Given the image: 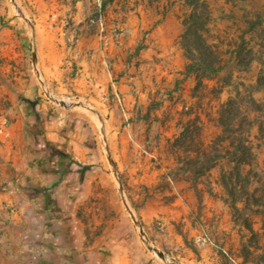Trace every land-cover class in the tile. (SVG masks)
I'll use <instances>...</instances> for the list:
<instances>
[{
  "label": "crops",
  "instance_id": "crops-1",
  "mask_svg": "<svg viewBox=\"0 0 264 264\" xmlns=\"http://www.w3.org/2000/svg\"><path fill=\"white\" fill-rule=\"evenodd\" d=\"M64 1L38 8L41 22L31 26L24 17L11 19V27L0 19V113L9 122L0 134V264H161L129 234L108 165L116 160L135 168L145 137L172 134L160 114L174 110L171 98L160 108L152 102L164 90L173 98V61L182 62L181 51L161 25L130 59V46L150 27L143 20L134 24V14L144 16V8L129 10L128 40H115L84 26L77 34L66 28ZM75 8L77 17H85L91 0H76ZM36 67L49 89L77 97L85 109L55 103ZM178 180L172 179L173 193L182 186ZM148 207L149 222L159 212L165 221L186 220L193 212L189 202L178 200L172 215L167 205ZM111 211L115 215L106 217ZM195 229L191 236L199 242L203 231ZM173 242L185 246L180 235ZM197 246L201 261L210 263L209 245Z\"/></svg>",
  "mask_w": 264,
  "mask_h": 264
},
{
  "label": "rangeland",
  "instance_id": "rangeland-1",
  "mask_svg": "<svg viewBox=\"0 0 264 264\" xmlns=\"http://www.w3.org/2000/svg\"><path fill=\"white\" fill-rule=\"evenodd\" d=\"M3 2L0 9L4 8V14L0 11V19L8 22L11 27V19L20 17V21L24 22L15 4L28 13L26 15L34 25L41 22L38 8L44 9L51 0H45L43 3L41 0H4ZM64 4L68 8L62 18L65 27H71L74 34L79 33L84 26L85 31L97 33L103 37L111 36L115 40L121 38L128 40L130 34L128 30L132 24L129 10L141 6L146 10V14L144 16L134 14V24L139 26L143 20L150 27L141 33V37L135 38L137 44L129 48L131 50L135 47L130 53V59L146 46L145 39H148V34L161 25L165 27V31L173 40V46H177L181 51L182 62L175 64L173 61V98L168 91L164 90L162 100H153L152 106L160 108L164 100L168 102L171 98L174 110H164L160 113L164 128L179 136L184 128L196 123L195 142H186L179 148L176 146L179 143L177 136L173 135V137L170 134L167 138L161 132L144 138L145 142L140 147V153L138 152L139 166L133 168L131 164L123 161H120L119 165L116 160H113L114 167L118 171L116 175L113 165H108L109 170L112 171L111 183L117 186L115 197L122 205V215L126 218L129 234L134 235V239L142 243L145 252L161 264H172L168 262L171 258L180 264H205L201 261L203 258L197 246L202 241L209 245L211 251L210 263L206 264H257L258 259L255 258L245 263L243 254V245L246 242H252V248L259 253L264 251V141L258 138V127L251 125V120L255 117V113L250 112L253 106L243 102L246 105L243 109L247 113V119L240 118L237 125L232 128L237 132L236 137L242 135L250 142L254 154V159L244 168L243 177L240 180L255 190V200L253 198L251 201L247 200L248 206L239 214H235L222 185L221 165L195 178L186 170V165H183V162L179 163L176 158L178 154L183 155L182 149H188L190 151L188 154L192 155L197 149L201 150L200 153L208 150L211 143L222 134V128L218 123V110L229 98L237 96L240 92L244 93L245 101L248 100L246 99L248 93L253 92L259 100L264 96L263 91L256 92L255 88L261 67L259 62L250 63L252 56L246 53L245 61H249V66L245 68L242 65H236L232 58L237 47L243 43V36L249 39L251 32L259 23H262L261 29H264V0H91V10L85 17L76 16V0H65ZM194 10L202 17V25L199 29L203 33V41L205 40L209 45H215L213 51L218 60L215 68L222 67L218 72L209 70L204 72L201 69L202 82L197 81L196 72H193L191 68L193 63H191L189 51H193L195 37L191 36L190 39L185 37L187 36L185 22L189 21ZM57 17L54 19L59 21L61 17ZM45 20L46 17L42 16V21L45 22ZM75 39L76 36H74ZM210 77L212 79H209ZM49 90L57 96V99H64L68 104L78 100L75 96L57 94ZM82 109L85 108L82 107ZM198 117L199 120H197ZM8 123V119L0 113V134H5ZM171 143H173V150ZM173 159L176 160L174 166ZM171 173L175 175L173 178H178V181L182 183V186L178 187L174 193L172 179L168 176ZM144 175L146 178H143ZM118 178L123 195L120 192ZM97 180L99 181V178ZM99 183L102 185L107 181L100 180ZM189 189L194 192L195 202H191L187 195ZM103 190L104 187L98 189L102 199L106 193ZM237 195L239 196L240 193L238 192ZM101 196H98L96 201H99ZM124 198L141 221L144 217V223L143 221L142 223L147 237L160 250L165 251L171 257H167L170 260L166 258V261L157 257L147 247L139 235L130 211L125 206ZM176 200L189 202L193 206V212L186 220L183 218L173 220L172 216L165 221L159 212L155 215L154 221L149 222L147 218L150 215L149 203L154 206L157 204L159 207L169 206L168 211L172 215L173 202ZM239 206L242 207V204L240 203ZM98 212L97 210L96 214ZM92 213L93 211L85 219L90 220ZM114 215L115 213L111 211L106 214V217ZM245 218L253 224L254 234L245 226ZM196 226L199 227L198 230L203 231L199 242L191 236ZM93 231L97 234L101 232L98 227ZM174 235H180L185 241V246L173 242ZM225 255L231 256V260L229 261Z\"/></svg>",
  "mask_w": 264,
  "mask_h": 264
},
{
  "label": "trees",
  "instance_id": "trees-1",
  "mask_svg": "<svg viewBox=\"0 0 264 264\" xmlns=\"http://www.w3.org/2000/svg\"><path fill=\"white\" fill-rule=\"evenodd\" d=\"M201 22L202 17L197 15L195 10L193 14H191L189 21L185 22V35H187L185 37L189 39L191 36L195 37L193 51H189V53L191 52L190 60L191 63H193L191 68L194 70L193 72H196V79L199 82H202L200 75L201 69H203V71L209 70L210 72H218V70L222 69V67H218V69L215 68L218 62L217 58H215V52L213 51L215 45H209L205 40L203 41V33L199 29L202 25ZM261 26L262 23L256 26L251 32L249 39L243 36V43L237 47L235 53L232 55L236 65H242L245 68L249 66V61H245L246 53L252 56L250 63L258 61L261 65L255 84L256 92H264V29H261ZM209 79L212 78L210 77ZM244 97V93L242 94L240 92L237 96L231 97L221 104L218 110V123L222 128V134L211 143L208 150H204L200 153L201 150L197 149L194 151L195 154L192 155L190 153L188 154V152H190L188 149H182L184 156H179L178 154L176 158L179 163L183 162V165H186V170L195 178L221 165L220 179L228 194L229 202H231L235 214H239L242 209L248 206L247 200L251 201V198L255 200V190L248 187L247 184H243V180H240V178L243 177L244 168L254 159V154L250 142L242 135H237L236 137L235 133L237 134V132L232 129L237 125L240 118L244 120L247 119V113L243 109L244 106H246L244 103L247 104L248 102V104L253 106L250 112H254L255 117L251 120V125L252 127H258V138L264 141V96L259 100L252 92L250 94L248 93V98H246L248 100L245 101L243 99ZM239 98L240 100H238ZM197 120H199V117ZM195 125L196 123L188 125L187 128H184L180 135L177 136L179 138V143L176 144L177 147L180 148L186 142H195ZM171 145L173 150V143H171ZM202 159L203 161H201ZM168 176L173 179L175 175L171 173ZM238 192L240 193L239 196L237 195ZM240 203L242 207L239 206ZM244 224L253 234L255 233L253 224L248 218H245ZM251 243L252 242H246L243 245L245 263H248V261L251 262V258H255L258 259L257 264H264V251L259 253L252 248ZM226 258L230 261L232 257L226 256Z\"/></svg>",
  "mask_w": 264,
  "mask_h": 264
},
{
  "label": "water",
  "instance_id": "water-1",
  "mask_svg": "<svg viewBox=\"0 0 264 264\" xmlns=\"http://www.w3.org/2000/svg\"><path fill=\"white\" fill-rule=\"evenodd\" d=\"M17 8L19 9V11L21 12L22 16L27 20L28 24L31 26V22L29 21V18L27 17L26 13L17 5ZM36 70H37V73H38V76H39V79L41 81V84H42V87L43 89L45 90L46 94L52 99L54 100L56 103H59L61 106L63 107H66V108H72V107H84L85 105L78 101V100H74V102L72 104H68L64 99H57V96H55L54 94L51 93V91L49 90V88L47 87L46 83L44 82V80L41 78V75L39 73V70L38 68L36 67ZM111 164L113 165V169L115 171V174L118 175V171L117 169L114 167V164H113V161H111ZM119 179V178H118ZM119 187H120V192H121V195H123V190L121 188V184H120V179H119ZM124 203H125V206L128 208V210L130 211L133 219H134V222H135V225L138 229V232H139V235L141 236V238L143 239V241L146 243L147 247L153 251L155 253V255L157 257H161L162 259L166 260L167 261V257H170L165 251L163 250H160L157 246H155L153 244V242L151 241L150 238L147 237V234L144 230V226L141 222V220L135 215V213L133 212V210L129 207L127 201L125 200V198L123 199ZM171 258V257H170ZM172 264H180L177 260L171 258L170 261H168Z\"/></svg>",
  "mask_w": 264,
  "mask_h": 264
},
{
  "label": "built area",
  "instance_id": "built-area-1",
  "mask_svg": "<svg viewBox=\"0 0 264 264\" xmlns=\"http://www.w3.org/2000/svg\"><path fill=\"white\" fill-rule=\"evenodd\" d=\"M67 98H71V97H67ZM72 99V98H71Z\"/></svg>",
  "mask_w": 264,
  "mask_h": 264
},
{
  "label": "bare ground",
  "instance_id": "bare-ground-1",
  "mask_svg": "<svg viewBox=\"0 0 264 264\" xmlns=\"http://www.w3.org/2000/svg\"><path fill=\"white\" fill-rule=\"evenodd\" d=\"M167 259H169V258H167ZM170 260V259H169Z\"/></svg>",
  "mask_w": 264,
  "mask_h": 264
}]
</instances>
